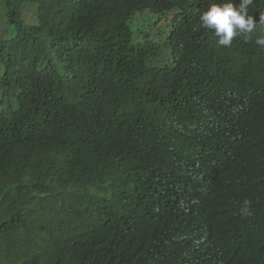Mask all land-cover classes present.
Listing matches in <instances>:
<instances>
[{
  "label": "trees",
  "instance_id": "trees-1",
  "mask_svg": "<svg viewBox=\"0 0 264 264\" xmlns=\"http://www.w3.org/2000/svg\"><path fill=\"white\" fill-rule=\"evenodd\" d=\"M224 2L0 0V264H264V0L231 47Z\"/></svg>",
  "mask_w": 264,
  "mask_h": 264
},
{
  "label": "clouds",
  "instance_id": "clouds-1",
  "mask_svg": "<svg viewBox=\"0 0 264 264\" xmlns=\"http://www.w3.org/2000/svg\"><path fill=\"white\" fill-rule=\"evenodd\" d=\"M253 0H226L222 4L213 3L200 14L201 26L213 31L217 45L231 47L237 32H251L257 20L249 15L248 6ZM264 20V16L259 18ZM256 44L264 47V37L257 38Z\"/></svg>",
  "mask_w": 264,
  "mask_h": 264
},
{
  "label": "rangeland",
  "instance_id": "rangeland-1",
  "mask_svg": "<svg viewBox=\"0 0 264 264\" xmlns=\"http://www.w3.org/2000/svg\"><path fill=\"white\" fill-rule=\"evenodd\" d=\"M24 20L27 23H34L35 16L32 8L27 7L24 10ZM169 17V21H165ZM163 17L151 15L149 13L138 14L131 23V29L136 41H140L139 36L142 32H146L150 35L152 40L157 43H162L168 34V25L171 19V15ZM159 59H153L154 64H158ZM14 107V97L8 94H2L0 90V112H7L10 108Z\"/></svg>",
  "mask_w": 264,
  "mask_h": 264
}]
</instances>
